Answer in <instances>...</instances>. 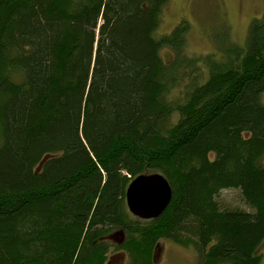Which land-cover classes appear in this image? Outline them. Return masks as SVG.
<instances>
[{
	"label": "trees",
	"instance_id": "16d2710c",
	"mask_svg": "<svg viewBox=\"0 0 264 264\" xmlns=\"http://www.w3.org/2000/svg\"><path fill=\"white\" fill-rule=\"evenodd\" d=\"M166 2L0 0V264H105L115 229L128 264L164 238L262 264L264 14L192 55L187 22L156 34ZM154 172L170 202L138 219L125 189ZM230 188L247 209L219 202Z\"/></svg>",
	"mask_w": 264,
	"mask_h": 264
},
{
	"label": "rangeland",
	"instance_id": "374dc122",
	"mask_svg": "<svg viewBox=\"0 0 264 264\" xmlns=\"http://www.w3.org/2000/svg\"><path fill=\"white\" fill-rule=\"evenodd\" d=\"M263 14L264 0H167L160 13L156 34H168L175 25L185 21L188 23L184 35L187 53L204 55L213 50L216 44L222 43L226 29L231 42L244 44L250 21ZM160 54L165 61L173 56L171 49L164 46L161 47ZM261 163L264 164V157ZM219 202L223 206L247 209L237 189L222 190ZM109 242L112 247L113 242ZM157 248L156 264H197L193 246H183L164 238L160 240ZM261 252L264 256V243ZM111 260L112 264H123L121 257Z\"/></svg>",
	"mask_w": 264,
	"mask_h": 264
},
{
	"label": "water",
	"instance_id": "95a60500",
	"mask_svg": "<svg viewBox=\"0 0 264 264\" xmlns=\"http://www.w3.org/2000/svg\"><path fill=\"white\" fill-rule=\"evenodd\" d=\"M170 199V185L158 172L137 175L125 189L126 207L133 216L140 219L157 217Z\"/></svg>",
	"mask_w": 264,
	"mask_h": 264
},
{
	"label": "flooded vegetation",
	"instance_id": "af4514ba",
	"mask_svg": "<svg viewBox=\"0 0 264 264\" xmlns=\"http://www.w3.org/2000/svg\"><path fill=\"white\" fill-rule=\"evenodd\" d=\"M109 235L108 239H106V236ZM101 237L98 238V241H105L108 242L110 244L109 241H112V247L109 246V252H108V256L106 259L105 264H112L113 260H111L114 257H121L122 258V262L123 264H128V256L126 252L117 250V241L119 238H121L122 234H119V231L117 232V229L109 232L108 234L105 235H100ZM111 245V244H110ZM110 258V259H109ZM114 264H117L114 263Z\"/></svg>",
	"mask_w": 264,
	"mask_h": 264
}]
</instances>
